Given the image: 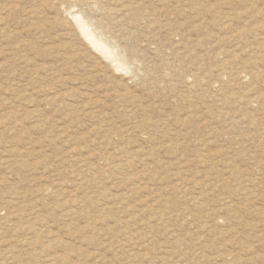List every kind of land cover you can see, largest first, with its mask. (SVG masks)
Returning <instances> with one entry per match:
<instances>
[{
    "label": "rangeland",
    "instance_id": "obj_1",
    "mask_svg": "<svg viewBox=\"0 0 264 264\" xmlns=\"http://www.w3.org/2000/svg\"><path fill=\"white\" fill-rule=\"evenodd\" d=\"M0 264H264V0H0Z\"/></svg>",
    "mask_w": 264,
    "mask_h": 264
},
{
    "label": "bare ground",
    "instance_id": "obj_2",
    "mask_svg": "<svg viewBox=\"0 0 264 264\" xmlns=\"http://www.w3.org/2000/svg\"><path fill=\"white\" fill-rule=\"evenodd\" d=\"M81 28L83 30L82 34L88 38L89 42L92 44V46L96 47L98 49V51L100 52H104L103 47L99 44H97L93 39L91 34L87 31V28L85 27V25L82 23L81 24ZM89 30V29H88ZM118 57V56H117ZM113 60V59H112ZM116 65V64H114Z\"/></svg>",
    "mask_w": 264,
    "mask_h": 264
}]
</instances>
